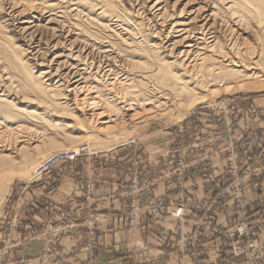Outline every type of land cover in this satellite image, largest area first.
<instances>
[{
    "label": "rangeland",
    "instance_id": "374dc122",
    "mask_svg": "<svg viewBox=\"0 0 264 264\" xmlns=\"http://www.w3.org/2000/svg\"><path fill=\"white\" fill-rule=\"evenodd\" d=\"M112 2L126 11L125 3ZM3 14L0 10V18ZM128 16L134 19L132 14ZM121 58L125 59L124 55ZM3 65L1 62L0 69ZM229 82L233 83L228 79L226 83ZM15 84L16 81L6 89L12 91L6 99L13 102H16L12 95L17 90ZM4 85L5 82L0 84V90ZM236 86L215 88L206 101L189 103L191 107L183 116L178 108H172L162 118L143 117L145 113L139 111L137 114L141 116L137 115L132 122L112 124L117 129L100 131L101 136L99 132L85 130V117L77 111L73 115L53 114L55 117L48 119L52 123L42 122L49 128L46 131L39 124L35 127L24 124L29 130L34 127L35 134L24 127L23 134L9 136L6 142L13 144L18 139L28 142L31 145L28 159L34 162L30 170L23 169V175L12 174L14 177L9 178V186L0 198V264H19L20 250L34 243L42 246L36 264H56L74 258L79 251L85 255V264H96V227L101 221L95 216L93 192L96 180L105 174L126 181L124 188L113 196L121 198L125 207L105 222L121 223L130 233L141 232L145 243L163 249L176 244L178 253L193 264H264V88L242 91L236 90ZM55 122L56 130L51 126ZM103 126L95 123L94 129ZM62 128L66 132L60 131ZM46 133L49 137L45 139ZM170 137L171 147L163 151V144ZM196 165H199V201L187 199L185 186L189 168ZM34 171L40 174L34 176ZM68 180L79 185L75 198H60L59 202L48 198ZM162 181L174 186L175 200L169 204L159 197L149 206L140 207L138 196ZM37 189L40 194L35 196ZM189 212H193L192 218L187 217ZM165 216L177 222L174 231L165 235L158 228L159 232L151 230L149 237L147 228L153 227V218ZM188 226L192 227V233H187ZM153 262L154 256L146 254L128 264Z\"/></svg>",
    "mask_w": 264,
    "mask_h": 264
},
{
    "label": "bare ground",
    "instance_id": "6f19581e",
    "mask_svg": "<svg viewBox=\"0 0 264 264\" xmlns=\"http://www.w3.org/2000/svg\"><path fill=\"white\" fill-rule=\"evenodd\" d=\"M116 1L126 11L112 0H0V198L12 174L33 165L28 142H6L26 123L46 131L42 122L50 124L53 114L79 112L85 130L100 134L139 111L162 118L178 108L183 116L224 85L264 88V0ZM15 81L13 102L6 89ZM95 123L105 127L94 129ZM34 127L26 128L34 133Z\"/></svg>",
    "mask_w": 264,
    "mask_h": 264
},
{
    "label": "crops",
    "instance_id": "0c3cea01",
    "mask_svg": "<svg viewBox=\"0 0 264 264\" xmlns=\"http://www.w3.org/2000/svg\"><path fill=\"white\" fill-rule=\"evenodd\" d=\"M168 143H164L163 151L170 148L171 137ZM156 152L160 150L154 149ZM121 152V151H119ZM116 156H119L117 152ZM126 181H120L118 177L105 174L104 177L96 180L93 197L95 198V216L101 221L96 227V236L98 238V247L96 249V264H128L134 259L141 258L142 255L154 256L153 264H193L187 257H182L178 250L175 248L176 244L168 246L169 248H161L158 245H152L143 241V235L139 233H130L118 222L108 223L110 217H114L120 210L125 207V202L119 198L113 196L119 192ZM186 188L188 190L187 199H196L199 201V165L191 166L188 170ZM78 187L73 180H68L61 188L52 195H49L53 202H59V199L65 197L75 198L78 194ZM64 189L67 192H64ZM40 194V190L37 189L35 196ZM66 194V195H65ZM176 190L169 181L159 182L154 188L138 196V205L140 207L149 206L155 199L161 197L164 198L167 203L171 204L175 200ZM63 195V196H61ZM65 195V196H64ZM37 198V197H35ZM75 205V203L73 204ZM187 217L193 216V212H189ZM192 218V217H191ZM175 219L165 216L153 218V227H148V236L151 237V233H155L158 228L164 230V234H170L174 231ZM156 228V229H155ZM152 230V232H151ZM192 227H187V233H192ZM66 241L64 244H67ZM158 246V247H157ZM41 244L34 243L32 245L24 246L20 251L21 262L19 264H36V257L41 252ZM56 264H85V255L83 251H79L72 259L63 260Z\"/></svg>",
    "mask_w": 264,
    "mask_h": 264
}]
</instances>
